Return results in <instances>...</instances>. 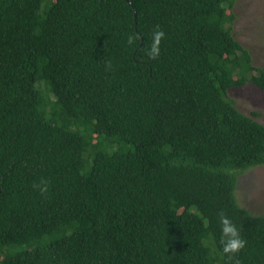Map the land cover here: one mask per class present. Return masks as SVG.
<instances>
[{"label": "trees", "instance_id": "trees-1", "mask_svg": "<svg viewBox=\"0 0 264 264\" xmlns=\"http://www.w3.org/2000/svg\"><path fill=\"white\" fill-rule=\"evenodd\" d=\"M233 4L0 0V264H264L235 196L264 124L228 95L264 68Z\"/></svg>", "mask_w": 264, "mask_h": 264}, {"label": "rangeland", "instance_id": "rangeland-1", "mask_svg": "<svg viewBox=\"0 0 264 264\" xmlns=\"http://www.w3.org/2000/svg\"><path fill=\"white\" fill-rule=\"evenodd\" d=\"M235 19L232 33L246 47L256 66L264 68V0H234ZM236 107L244 114L264 124V90L246 84L228 91ZM235 196L238 203L252 214L264 213V165H259L237 176Z\"/></svg>", "mask_w": 264, "mask_h": 264}, {"label": "clouds", "instance_id": "clouds-1", "mask_svg": "<svg viewBox=\"0 0 264 264\" xmlns=\"http://www.w3.org/2000/svg\"><path fill=\"white\" fill-rule=\"evenodd\" d=\"M164 33L162 31H157L155 36V42L150 50L151 56L154 58L159 55L158 41L163 37ZM110 66V65H109ZM45 188H40L41 192H44ZM223 234L228 237L227 243L223 246V251L225 253L234 254L237 253L241 248L244 247V240L240 238L238 229L232 225L227 219H223Z\"/></svg>", "mask_w": 264, "mask_h": 264}]
</instances>
